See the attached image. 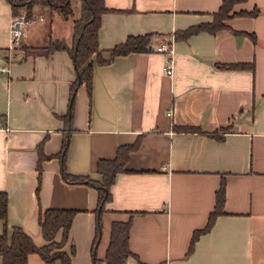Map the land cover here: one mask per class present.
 Wrapping results in <instances>:
<instances>
[{"label":"crops","instance_id":"0c3cea01","mask_svg":"<svg viewBox=\"0 0 264 264\" xmlns=\"http://www.w3.org/2000/svg\"><path fill=\"white\" fill-rule=\"evenodd\" d=\"M221 1L104 0L111 10L101 16L97 35L104 59L130 36L154 34V45L95 65L91 94L84 84L77 88L67 125L73 64L66 51L45 54L44 48L55 40L70 45L73 20L36 5L37 19L27 24L22 44L10 49L14 14L0 0V67L6 68L0 72V192L7 194L9 228H21L41 247L39 210L68 209L77 211L62 249L71 264H93L94 258L106 264L111 223L130 218L125 264H264V0L235 4L231 13H258L231 16L227 29L173 39L176 31L210 21ZM162 42L172 44V77L162 71L167 56L154 50ZM223 126L230 128L217 131ZM215 131L221 139L207 135ZM65 136L66 172L97 182L99 160L136 145L110 187L98 238L97 191L61 177L57 154ZM222 180L223 213L187 255ZM2 227L0 221V233ZM27 264L44 263L29 254Z\"/></svg>","mask_w":264,"mask_h":264},{"label":"trees","instance_id":"16d2710c","mask_svg":"<svg viewBox=\"0 0 264 264\" xmlns=\"http://www.w3.org/2000/svg\"><path fill=\"white\" fill-rule=\"evenodd\" d=\"M11 5V10L14 15L19 14L21 10L26 11V17L29 19L32 15L33 7L41 5L47 7L50 11L56 12L63 20L72 18V40L71 44H67L64 40L50 41L44 48L45 54L53 51H66L71 58L75 79L69 89V104L67 114L63 117L67 125L71 124L73 113V101L77 88L84 84L87 94H91L92 76L94 66H103L112 62L116 57L125 56L131 53L149 52L152 50L151 39L154 34H145L142 36H130L123 43L116 45L114 48L107 51L108 58L102 57V51L98 48L97 35L101 25V16L111 10L107 9L104 0H78L79 13L74 17L72 10L73 0H7ZM246 0H222L216 12L212 13V19L207 22H201L193 25L185 30L176 31L174 40H186L187 38L196 35L200 32L215 34L217 31L227 29L225 20L231 16L243 15L255 17L258 13L256 9L251 12L231 13L235 4L245 2ZM235 34H246L238 33ZM248 35L253 41L254 35ZM95 57V61L93 59ZM217 67L222 69H253V65L247 64H229L220 65ZM229 126H223L217 131L226 132ZM186 133H205L195 127L180 128ZM207 134L221 139L216 132ZM136 145L118 147L116 156L113 160H99L97 162V173L101 175V181H93L86 176H72L65 170V156L68 149V137L65 136L61 150L57 157L60 160L61 177L71 184H85L97 191V209L95 213L98 215L96 221L97 236L100 232V214L104 211V205L110 201V187L114 182L115 176L125 171V164L130 151ZM42 155H39L38 170ZM225 202V183L222 180L218 190L215 193V206L213 212L208 216L206 225L192 233L187 255L194 248L195 242L199 236L208 233L215 219L223 213ZM7 206L8 198L6 192H0V221L3 223L0 233V257L2 264H27V256L29 254H37L44 264H55L57 261L60 264H71L70 256L66 255L62 249L67 244L69 231L73 218L77 211L68 209H47L38 212V226L41 231V236L46 244L37 247L33 244L30 237L19 227L9 228L7 225ZM131 226V218L126 221H113L110 228V241L106 249L104 261L106 264H125L126 259L131 255L128 248L129 230ZM10 232V233H9ZM61 233L59 241L56 240L58 233ZM74 248L70 249V255H74ZM93 264H99V261L94 258Z\"/></svg>","mask_w":264,"mask_h":264},{"label":"built area","instance_id":"2783aa9c","mask_svg":"<svg viewBox=\"0 0 264 264\" xmlns=\"http://www.w3.org/2000/svg\"><path fill=\"white\" fill-rule=\"evenodd\" d=\"M33 19H37L31 15L29 19L26 17V11L21 10L19 14L14 15L11 18L10 23V49H14L19 47L23 42L24 30L27 24ZM38 20H42V17H38ZM156 53L165 54L166 60L162 67V71L166 76L172 77L173 69H174V57L172 44L170 42H162L155 49ZM0 72H6V68L4 66L0 67ZM170 115V113H168Z\"/></svg>","mask_w":264,"mask_h":264},{"label":"rangeland","instance_id":"374dc122","mask_svg":"<svg viewBox=\"0 0 264 264\" xmlns=\"http://www.w3.org/2000/svg\"><path fill=\"white\" fill-rule=\"evenodd\" d=\"M72 10H73V15H74V17H77L78 16V13H79V2H78V0H73L72 1ZM75 15H77V16H75ZM70 19H72V18H69L68 20H70ZM212 19V18H211ZM154 41L152 40L151 41V44L152 45H154V43H153Z\"/></svg>","mask_w":264,"mask_h":264}]
</instances>
